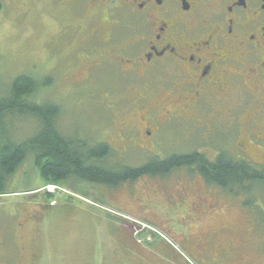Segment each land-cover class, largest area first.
Returning <instances> with one entry per match:
<instances>
[{
    "label": "rangeland",
    "instance_id": "rangeland-1",
    "mask_svg": "<svg viewBox=\"0 0 264 264\" xmlns=\"http://www.w3.org/2000/svg\"><path fill=\"white\" fill-rule=\"evenodd\" d=\"M59 5L57 0H0V95L8 96L21 74L40 84L51 79L50 85L35 92L34 100L59 104L61 132L108 143L112 155L106 163L113 166H139L153 152L197 146L179 141L148 149L122 147L119 128L125 117L116 104L123 96L110 93L102 80L108 75L99 78L92 73L85 78L81 57L86 51L81 48V29L76 28L78 18L71 20ZM69 24L74 28L65 26ZM35 118L5 114L0 144L2 138L19 143L34 136L39 128ZM185 130L181 127L178 132L189 133ZM191 172L144 175L114 187L75 178L55 182L52 177L46 182L29 155L7 179L6 193L0 194V264H121L116 260L122 258L126 264H152V253L164 264H234L238 262L233 259L224 263L211 245L205 248L199 241L207 246L210 236L223 244L235 234L245 238V249L239 250L241 262L264 264V188L232 194L215 186L221 201L230 197V202L221 205L217 214L187 219L180 205L192 203L197 188L209 189L201 175ZM180 185L187 191H179ZM30 212L39 218L26 224ZM242 216L247 220L241 222ZM33 225L38 231L29 235ZM34 236L39 242L33 254Z\"/></svg>",
    "mask_w": 264,
    "mask_h": 264
},
{
    "label": "flooded vegetation",
    "instance_id": "flooded-vegetation-1",
    "mask_svg": "<svg viewBox=\"0 0 264 264\" xmlns=\"http://www.w3.org/2000/svg\"><path fill=\"white\" fill-rule=\"evenodd\" d=\"M57 2L71 20L78 18L76 28L81 29V48L86 51L81 57L85 78L108 75L102 80L110 93L123 96L116 104L125 117L119 128L122 147L148 149L179 141L197 145L180 152H153L140 164L195 154L211 164L228 158L246 168L249 172H243L239 182L208 180L198 164L164 173L201 175L209 189L197 188L192 202H207V213L213 215L232 199L222 202L217 189L235 194L239 189L264 188V0ZM181 127L189 133H179ZM150 175L154 174L145 176ZM245 201L243 196L241 202ZM26 215V224L39 218L36 212ZM242 217L241 222L249 218ZM23 224L18 222L19 227ZM29 230V235L38 231L34 225ZM238 235L223 239V244L210 236L207 246L202 239L199 243L211 245L224 263L233 259L238 262L234 264H246L239 257L245 238ZM34 237L33 254L39 242Z\"/></svg>",
    "mask_w": 264,
    "mask_h": 264
},
{
    "label": "trees",
    "instance_id": "trees-1",
    "mask_svg": "<svg viewBox=\"0 0 264 264\" xmlns=\"http://www.w3.org/2000/svg\"><path fill=\"white\" fill-rule=\"evenodd\" d=\"M51 79L40 84L28 74L17 76L8 96L0 95V125L6 115H30L38 119L39 128L34 136L19 143L2 138L0 144V194L5 192L7 179L25 159L32 155L36 167L43 178H54L60 182L69 178L81 181L119 186L127 181H135L143 175L164 174L169 170L198 164L203 176L220 182L242 179L246 168L234 164L226 158L211 164L195 154H173L164 159H154L139 166L110 165L107 159L112 155L108 143L91 142L88 139L69 136L57 126L61 109L54 101L44 103L34 100L35 92L50 85ZM35 118V120H37ZM244 170V171H243ZM47 182V181H46Z\"/></svg>",
    "mask_w": 264,
    "mask_h": 264
},
{
    "label": "crops",
    "instance_id": "crops-1",
    "mask_svg": "<svg viewBox=\"0 0 264 264\" xmlns=\"http://www.w3.org/2000/svg\"><path fill=\"white\" fill-rule=\"evenodd\" d=\"M180 189L183 192V191H187L188 187L183 185V186H180ZM179 208L182 212V217L187 218V219L204 218L205 216L209 215V213H207L209 211L207 202H203V203H193L192 202L188 205H180ZM152 256H155V258H153L154 260L150 259L149 263L152 262V264H164L163 260L159 258L158 256L154 255V253H152ZM116 262H121V264H126L123 258L120 260L117 259Z\"/></svg>",
    "mask_w": 264,
    "mask_h": 264
}]
</instances>
